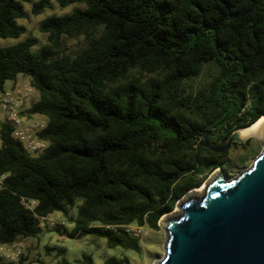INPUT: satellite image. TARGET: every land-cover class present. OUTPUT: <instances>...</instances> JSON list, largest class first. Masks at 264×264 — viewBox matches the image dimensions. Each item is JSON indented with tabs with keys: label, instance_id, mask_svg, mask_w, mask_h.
Wrapping results in <instances>:
<instances>
[{
	"label": "trees",
	"instance_id": "obj_1",
	"mask_svg": "<svg viewBox=\"0 0 264 264\" xmlns=\"http://www.w3.org/2000/svg\"><path fill=\"white\" fill-rule=\"evenodd\" d=\"M30 1L0 0L1 38L26 32ZM55 1L83 7L46 17L39 49L34 37L0 46V88L30 78L39 94L30 111L47 118L39 135L49 142L32 155L1 128L0 243L38 237L41 219L62 212L70 237L140 251L130 225L160 229L188 191L231 167L205 136L224 144L264 115V0H37L32 12ZM81 36L67 52L64 38Z\"/></svg>",
	"mask_w": 264,
	"mask_h": 264
},
{
	"label": "water",
	"instance_id": "obj_2",
	"mask_svg": "<svg viewBox=\"0 0 264 264\" xmlns=\"http://www.w3.org/2000/svg\"><path fill=\"white\" fill-rule=\"evenodd\" d=\"M201 145L218 153L234 142ZM263 148L252 164L232 178L215 170L199 188L188 191L175 210L164 214V255L153 264H264V130Z\"/></svg>",
	"mask_w": 264,
	"mask_h": 264
},
{
	"label": "rangeland",
	"instance_id": "obj_3",
	"mask_svg": "<svg viewBox=\"0 0 264 264\" xmlns=\"http://www.w3.org/2000/svg\"><path fill=\"white\" fill-rule=\"evenodd\" d=\"M35 1L37 0L25 3L27 16L19 19V23L25 26L26 32L18 38L0 37V46L13 45L25 40L27 37H34L38 41L35 49H39L48 42V34L40 29V25L46 17L70 13L76 7H83L79 4H72L62 8L55 1L52 8L35 15L32 12ZM85 43L86 39L83 36L64 38L66 51L73 54L78 52ZM29 79L28 76L22 74L18 76V81L20 82H28L30 81ZM11 83V80H9L6 84L10 85ZM38 97L39 94L37 99ZM36 119L47 122L45 116L38 115ZM244 143H247V146L244 147ZM262 148V141L256 135L250 136L241 144L232 145L226 151L228 153L226 160H231V167L228 170L219 168L220 171L227 178L236 176L252 164ZM174 210L175 208L172 211ZM76 212L77 210L73 209L70 214L74 216ZM73 226V223L62 212L52 213L41 219L42 229L38 237L20 238L10 243L0 250V260L4 263L13 264H82L84 254H86L92 257L93 264H103L106 258L113 255L127 257L131 264H153L155 258H162L165 252L163 246L165 231L161 227L160 229H155L148 224L144 226L130 225V227L134 228V232L138 233V235L133 234L139 236L141 242V250L136 251L125 249L121 246L108 247L104 238H97L91 235L72 238L68 235V232L72 230ZM9 251H14L15 255L8 257Z\"/></svg>",
	"mask_w": 264,
	"mask_h": 264
},
{
	"label": "built area",
	"instance_id": "obj_4",
	"mask_svg": "<svg viewBox=\"0 0 264 264\" xmlns=\"http://www.w3.org/2000/svg\"><path fill=\"white\" fill-rule=\"evenodd\" d=\"M11 82L10 85L6 84L0 88V149L2 146L1 128L3 124H9L13 127L14 137L24 143L29 153L39 155L49 146V142L39 135L47 122L37 120L36 117L40 114L30 111L32 104L38 100V91L30 81L12 80ZM7 176L8 173L0 174V190L4 187ZM22 202L27 206L36 204L35 200L28 201L25 198ZM128 230L138 235L134 232V228L129 227ZM9 244L0 243V250ZM14 253V251H9L7 255L11 257L15 255Z\"/></svg>",
	"mask_w": 264,
	"mask_h": 264
},
{
	"label": "bare ground",
	"instance_id": "obj_5",
	"mask_svg": "<svg viewBox=\"0 0 264 264\" xmlns=\"http://www.w3.org/2000/svg\"><path fill=\"white\" fill-rule=\"evenodd\" d=\"M263 130H264V115L249 127L241 129L239 134L241 138H249L250 136L253 135L260 137V135H262Z\"/></svg>",
	"mask_w": 264,
	"mask_h": 264
},
{
	"label": "clouds",
	"instance_id": "obj_6",
	"mask_svg": "<svg viewBox=\"0 0 264 264\" xmlns=\"http://www.w3.org/2000/svg\"><path fill=\"white\" fill-rule=\"evenodd\" d=\"M21 22H23V21H21Z\"/></svg>",
	"mask_w": 264,
	"mask_h": 264
}]
</instances>
